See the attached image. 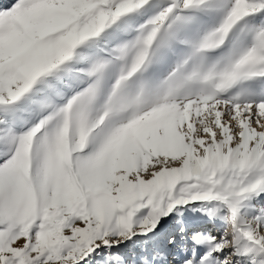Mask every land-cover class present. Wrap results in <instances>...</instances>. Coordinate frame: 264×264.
<instances>
[{
	"label": "snow or ice",
	"instance_id": "obj_1",
	"mask_svg": "<svg viewBox=\"0 0 264 264\" xmlns=\"http://www.w3.org/2000/svg\"><path fill=\"white\" fill-rule=\"evenodd\" d=\"M0 264H264V0H0Z\"/></svg>",
	"mask_w": 264,
	"mask_h": 264
}]
</instances>
